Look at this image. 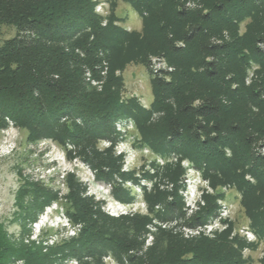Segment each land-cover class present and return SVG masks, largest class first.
Instances as JSON below:
<instances>
[{"label":"trees","instance_id":"1","mask_svg":"<svg viewBox=\"0 0 264 264\" xmlns=\"http://www.w3.org/2000/svg\"><path fill=\"white\" fill-rule=\"evenodd\" d=\"M123 1L143 17L142 31L118 24V0H111L105 25L93 0H0V26L16 29L0 43V130L11 119L29 141L50 139L65 149L67 142L74 144L76 152L67 151L69 156H80L108 182L118 173L129 176L121 173L113 149L101 151L98 142L116 141V121L131 117L141 137L138 145L190 159L215 188L234 185L245 215L264 238V51L259 45L264 42V0H199V9L186 8L183 0ZM154 54L163 55L175 70L154 71ZM103 59L110 69L98 90L88 85L85 72L91 68L96 74ZM132 62L149 70L154 92L149 107L139 96L124 94V71ZM251 62L259 68L247 85ZM181 172L167 167L166 175L176 180ZM67 184L63 206L74 222L83 224L80 233L44 251L15 242L0 222V264L19 259L23 264H65L70 257L81 264H104L107 254L125 264H252L242 252L248 243L230 238L231 227L214 239H186L161 230L143 255L130 253L141 247L150 216L112 217L84 195L76 174H68ZM115 195L133 199L121 186ZM173 195L169 201L166 192L155 190L146 199L151 211L165 201L163 212H157L162 218L182 216V198ZM222 195L220 190L206 195L207 205L189 223L205 222ZM58 198L54 186L25 180L16 219L27 226Z\"/></svg>","mask_w":264,"mask_h":264},{"label":"rangeland","instance_id":"2","mask_svg":"<svg viewBox=\"0 0 264 264\" xmlns=\"http://www.w3.org/2000/svg\"><path fill=\"white\" fill-rule=\"evenodd\" d=\"M109 3L110 4L108 7V11L106 14H104V16H106L108 20L111 14V0ZM183 3L184 6L189 9L202 8V3L199 0H183ZM116 13L121 18V22L118 24H123L124 26L127 27L128 30H137V31L143 30V26H144L143 17L129 3L123 0H118ZM250 20L251 19L248 17L247 19L242 21L240 25V33H244L246 31L247 25L250 22ZM103 22H104V18H103ZM15 33H16V29L13 26H8V25L0 26V43L3 42L5 39L12 37L13 35H15ZM225 36H228V33L226 31H225ZM261 49L263 50V47H261ZM153 58L164 59L167 66H169V69H171L168 70V72H173L175 70V67L169 64L167 59L163 55L160 54L151 55L150 62L151 59ZM102 61H103L102 64H100L98 67H103V68H96V74H94V71L91 70V68L89 67L92 80L87 78V72H85V78L89 83L88 85L92 87H97L98 90H101L103 85L105 84L110 69L108 60L103 59ZM258 68L259 65L256 62H251L250 66H248L245 76V83L247 85H251V83L255 79ZM88 70L89 69H87V71ZM118 73L120 72L118 71ZM124 76H125V92H124L125 96L137 95L139 96L143 105L145 107H149L151 102L154 100V92H153V85L148 68L141 63L132 62L127 65L124 71ZM93 79L99 81H93ZM262 98L264 99V92L262 93ZM160 114L161 113L158 112L154 113L153 118L154 119L158 118ZM132 120L134 121V127L129 130L126 136L122 135L121 132L116 129V125H115V130L117 133L116 141H112L113 143L110 145L105 141L106 138H102L98 142V149L101 151H105L109 148L113 149L114 155L116 157H119L121 160V173L129 176V177H124L120 173H118L115 174L113 179H111L108 182L106 180L99 179L97 177V172L93 168V166L90 165L88 162L84 161L82 158H80V156L78 155H74L72 157L69 156L67 151L69 150L73 151L74 154L76 152V146L74 144H69L67 142V149H65L64 147H61L59 144L55 143L54 141H51L50 139H43L39 142L29 141L27 138V132L23 129H20L11 119L8 120L9 121L8 127L0 130V222H3L6 225L9 235L15 242H23L24 244H28V245L34 244L37 246H41L44 251H46L48 248L53 246V245H49V243L46 242L45 240L48 237H50L52 233L58 231L55 228L61 227L65 223L61 213H62V209L64 208L63 203L65 202L66 195L69 191L67 184V176L69 173L76 174V177L85 186L84 195L93 198L97 202V204H99L103 212L106 213V211H109L111 209V207H109L106 204V200L103 198L105 196L104 195L105 193L101 194L99 190H97V192L95 193L94 189L90 186V183L93 181L92 179L93 175L92 174L88 175L87 173L88 171L84 170L86 167H89L93 170V174L95 178V182H94L95 188L102 187L98 184L106 185L105 187H103L105 191H108V195L105 197H110L111 199L114 198L124 203H130L136 201L138 197L141 196L142 200L145 201L146 203L147 211L138 212L135 214V215L150 216V219L146 223L145 229L142 233L143 242L141 247L136 249H131L130 253L143 255L147 250H149V248L154 246L159 232L163 229L154 230V231L149 230L148 225L152 222L154 218H160L157 212L160 211L163 212L162 208L164 207L165 201L157 202L154 205L153 211H151L150 205L146 199V193L153 192L155 190L166 192L167 193L166 200L168 199V196L173 193H177L179 194V196H181L180 190L183 188L182 179L187 171V167L184 165V161L182 162L183 159L181 158V155L179 161L171 160L164 166L157 165L153 156L159 154L161 155V153L156 152L150 146L138 145L140 143L141 137L139 134L136 121L133 118ZM123 139H127L130 142L128 144L130 151L131 152H133V150L135 151V156L133 157L134 160L131 162V165L128 164L126 165V167H124L125 165L124 154H118L116 148L117 144H119V142H122ZM145 148L148 149V153L145 152L144 150ZM227 154L231 155V151L227 150ZM149 161H151V163H148ZM188 163L191 164L190 162ZM167 167H170L172 169L179 167L182 172L177 177L176 180H173L166 175ZM201 174L202 176H204L203 170H201ZM246 178L251 182H255V179L250 174H248ZM88 179H91V181H88ZM143 179H147V180L153 179L154 185H152L153 187H151V189L146 188L145 191L141 195H139L137 194L136 189L133 188L132 182L140 183ZM25 180H32V181L42 180L46 184H49L50 186H54V188L59 191V198L57 200L52 201V202L58 201L59 202L58 207H53V210L51 212H48L49 210H46V207L49 204H47L44 207V209L39 213L38 217L34 221L29 222L27 226L24 225L21 220L16 219L17 217L16 215L19 212L18 194ZM208 180L210 186L214 190V193L209 195H214L218 190H220L223 195L219 198H223L231 208V218L229 219V228L231 227L232 229L230 233V238H234V237L243 238L248 243V245H246L243 248L242 251L243 256L247 258L252 264H260L261 259L264 257V238H261L256 233V231L253 229L250 223V220L245 215L243 206L241 204V199H242L241 192H239L232 184H225L220 186L219 188H215L212 185L211 180L209 178ZM106 183H108V185ZM118 186H121L122 188L127 190L130 193V195L133 196V199L131 200L119 199L115 195V190ZM206 195L208 194L203 195V199L205 200L204 206L207 205ZM158 204L160 205L159 211H157L156 209V205ZM204 206L202 205L201 207L203 208ZM183 207L184 206L182 205V209ZM202 208L199 209L197 213L201 212ZM44 211L45 214L42 215L41 213H43ZM197 213L195 212V215ZM135 215H130V216H135ZM195 215L188 217L185 216L184 222L191 221ZM210 217L207 220H209ZM38 220H39V224L37 225L36 222H38ZM74 223H81V222H74ZM243 224L248 225L251 228V230L254 232L256 236L255 241L248 242L241 235L238 234L233 235L234 229L236 227L238 228V226ZM34 228L36 229V231ZM39 229H41V235L38 238L34 234H37ZM180 229L181 228L179 227H174L164 230L169 231L173 234L180 235L186 239L201 238V237L214 239L228 230L227 229L225 231L216 232L214 236H210V237L206 235L186 237L185 234L180 231ZM112 256L114 257L113 254ZM70 258H76V257H70ZM68 259L65 261V264H68L69 262ZM115 260L119 261L120 264L126 263L116 258ZM103 262H104V258H103ZM12 264H23V260L20 259L16 260ZM79 264H81L80 260H79ZM104 264L106 263L104 262Z\"/></svg>","mask_w":264,"mask_h":264},{"label":"built area","instance_id":"3","mask_svg":"<svg viewBox=\"0 0 264 264\" xmlns=\"http://www.w3.org/2000/svg\"><path fill=\"white\" fill-rule=\"evenodd\" d=\"M93 2L95 4V12L104 18L103 24L104 25L107 24L108 19L106 18V16H104V14H106L108 11L110 0H93ZM259 45L260 48L263 47V51H264V42H260ZM150 67L156 72L171 70L169 69V66H167L164 59L162 58L151 59ZM87 78L92 80L90 70L87 71ZM93 81H99V80L93 79ZM115 125H116V129L120 131L122 135L126 136L129 130L134 127V121L132 120L131 117L121 118L116 121ZM105 141L110 145L113 143L111 140L108 139H106ZM129 143L130 142L127 139H123L122 142H119V144H117L116 146L117 153L124 154L125 157L124 167H126V165L128 164L131 165V162L134 160L133 157L135 156V151L133 150V152H131L130 148L128 147ZM261 148H262V152L264 153V145ZM144 150L146 153H148L147 148H145ZM153 157L157 165L164 166L171 160L179 161L180 155L175 152H172L168 155L159 154V155H154ZM182 159H183L182 162L184 161V165L187 167V171L182 179L183 188L180 190V195L183 200L184 213L182 216H175L173 218H162V217L154 218L152 222L148 225L149 230L154 231V230H161V229L164 230V229L179 227L181 228L180 231L184 233L186 237L197 236V235H206L210 237V236H214L216 232L227 230L229 228V219L231 218V208L223 198L217 199V210L215 211L214 214L211 215L209 220L195 224L189 223L190 221L184 222L185 216L188 217L195 215V212L197 213V211L202 208L201 206L202 205L204 206L205 200L203 199V195L212 194L214 193V190L210 186L208 178L202 176L201 169H199L189 159L187 158H182ZM185 161H188L191 164ZM148 163H151V161H149ZM84 170L88 171L87 172L88 175L90 174L93 175L92 177L93 181L90 183V186L94 189L95 193L97 192V190H99L101 194L105 193L104 195L107 196L108 191H105L103 189V187L106 186L105 184H98L102 187L95 188L94 186L95 178H94L93 170L89 167H86ZM88 181H91V179H88ZM153 181H154L153 179H149V180L143 179L140 183L132 182L133 183L132 186L133 188L136 189L137 194L141 195L146 188L151 189V187H153L152 186L154 185ZM106 184L108 185V183ZM105 196L103 198L106 200V204L109 207H111V209L109 211H106V213L111 216H115V217H120L124 215L130 216V215H135L138 212L147 211L146 203L145 201L142 200L141 196L138 197L136 201L130 203H124L117 199L114 198L111 199L110 197H105ZM173 198H174L173 194H170L168 196L169 201L173 200ZM58 204H59L58 201L51 202L46 207V210H49L48 212H51L53 210V207H58ZM156 209L157 211L160 210L159 204L156 205ZM41 214L44 215L45 211ZM61 214L65 223L61 227L55 228L58 231L52 233L50 237H48L45 240L46 242L49 243V245L55 246L64 240H68L72 237H75L80 233L82 229L83 225L81 223H74L72 219L69 217V215L66 214L65 208L62 209ZM36 223L38 225L39 220ZM38 233L34 235H36V237L39 238V236L41 235V229L38 230ZM236 234L243 236L248 242L256 240V236L254 232L251 230V228L248 225L245 224L240 225L238 226V228L236 227L234 229L233 235ZM103 258L106 264H120L119 261L115 260L112 254H107ZM68 261H69L68 264H79V259L77 258H70L68 259Z\"/></svg>","mask_w":264,"mask_h":264}]
</instances>
